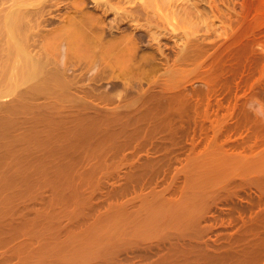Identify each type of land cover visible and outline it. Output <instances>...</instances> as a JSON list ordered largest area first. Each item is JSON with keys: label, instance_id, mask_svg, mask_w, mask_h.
<instances>
[{"label": "bare ground", "instance_id": "1", "mask_svg": "<svg viewBox=\"0 0 264 264\" xmlns=\"http://www.w3.org/2000/svg\"><path fill=\"white\" fill-rule=\"evenodd\" d=\"M91 1L99 8L112 4V0H103V4ZM138 1L136 6L155 15L162 30L171 27V36L180 44L172 67L165 68L172 74L159 80L156 75L152 85L149 80L151 86L139 90L137 100L132 96L133 104H128L131 95L128 101L121 99L127 104L106 97L116 104L110 110L99 106L106 101H101L103 93L98 98L79 88L82 95L78 96L72 93L74 84L66 86L68 82L62 80V89L60 83V87H52L51 91L60 89V94L72 87L66 96L73 94L81 105L76 102L77 109L72 104L66 109L69 115H61L62 119L55 113L48 117L39 113L38 118L32 115L34 119L26 121L43 123L44 129L53 131L59 125L54 119H64L59 126L68 131V136L62 132L67 141L69 136L71 141L78 140L71 135L73 130L97 128L101 122L96 127L91 124L97 125L99 117L107 118L103 127L116 126L118 131L102 127L111 140H105L103 130L104 138H99L109 141L108 145L80 155L82 158L76 156L75 162V153H70L73 147L67 152L71 159L66 155L72 142L56 143L54 136L62 135L58 128L55 142L48 131L52 140L40 138L39 125L34 135L25 127L32 133L29 138L23 129L25 134H21L26 136L14 138L16 142L28 139L14 142L13 147L24 142L27 147L23 146L24 152L19 151L22 155L17 154L19 158L12 164L0 167V264H264V0ZM126 2L124 5L133 1ZM85 3L80 0L76 7L71 5L82 46L100 55L92 57L93 62L103 64L127 54L128 63L133 68L138 64L140 70L138 40L123 34L104 40L97 30L98 16L94 20ZM118 5L116 13L123 12L119 8L123 3ZM112 9L115 12L116 7ZM17 13L10 10L0 20L7 52L15 54L14 61H7L10 75L17 70L19 78L30 80L43 79L45 74L37 86L42 87L41 82L58 85L55 69L45 72L41 60L27 57L17 38L22 29ZM10 75L8 71L12 82ZM148 76L144 78L148 80ZM151 87L161 90L149 94ZM153 103L155 113L149 110ZM53 120L56 125L48 126ZM78 143L74 144L77 148L73 145L75 151Z\"/></svg>", "mask_w": 264, "mask_h": 264}, {"label": "rangeland", "instance_id": "2", "mask_svg": "<svg viewBox=\"0 0 264 264\" xmlns=\"http://www.w3.org/2000/svg\"><path fill=\"white\" fill-rule=\"evenodd\" d=\"M77 1L79 3L80 0H0V20H4V18L6 17V16H4V14L5 15L8 14L10 10H17L18 13L20 14V16H18V17L16 16V17L20 18V21H21V23H20L21 27L20 28H22V29L19 30L20 33H19V36L17 38H20V40L23 42V45L25 46L24 49L27 53V57L31 58V59L35 58V60H37V61L41 60L39 62V64H41L42 62L45 64V66H41V67H45L44 68L45 72H48L47 69H49V72H50V69H52V71H53V69H55L53 71V73L55 74L56 77L59 76L58 78L60 79V80L58 79L60 82L58 81V85H56V86H55L56 82H53L54 84H52V86L50 83H49L50 86H47L48 84L46 82H43V84L41 82L42 87L44 84H46L43 87L44 89H45V87H47V88L51 87V88H49V91L51 93H49L47 91L48 90L47 88L45 90H43V88L41 86H39V85L37 86V84L40 83V80H42V81L44 80L45 74L44 75L41 74L44 77L43 79H41L42 77L39 74L38 76L41 77L40 79H39V77L38 78L36 77V79L34 78V79H30V80H22V78H19V77H21L20 72H18L17 70H13V74H11V75H13V79H12V82H10L11 81L10 79L12 77L10 79L7 78L8 71H9V75H10V73H12L11 69L9 70V68H10L9 67L10 66L9 61L11 60L10 58H13V61H14L15 54H11V53L9 54L7 52V46H6L7 45L6 44L7 39L4 36V34L0 35V120H1L0 121V131L2 132V133L0 132L1 133L0 134V146H2V147H0V157L2 156V158H4V157L6 158V159L0 158V160L2 159L0 161L1 162L0 167L2 164L4 169H5L6 163L12 164L13 159H14V161H16V158H19L20 154L22 152H24V150H23L25 147L24 145H26V147H27V144H26L27 139L30 137L29 135H31L32 133L34 135V130L36 132L39 129L38 133L41 137L38 136V138L40 137V138L44 139L46 137V140H52L55 138L56 141H58V142H56L57 144L60 143L61 140H62V142L60 144H63V143H65V141H67L66 139H64L65 137L63 135V133H65V131H67L66 128L62 129V127L59 126L61 124V122L64 120L63 119L61 121V119H62L61 117L65 116L64 114H66L68 111L70 112V110L66 111V109L69 107L71 108L72 104H74L72 108L77 107V109H78V106L81 105V102L76 97L78 100L77 101L76 98L73 97V94H71V93L70 94L73 97L72 99H75L76 101H71L72 99H70V96H71L70 94H69V97H67L69 91L73 90V89L70 90L72 87L71 88L69 87L70 89L65 90L66 92L68 91L67 94L63 92L64 90L62 91V94H60V91H59L60 89L59 90H53L54 92L51 91L52 87H53V89H55V87H60V85L62 86V87H60L62 89L63 88V85L61 83L62 81L68 82V83L63 82L66 86L71 84V83L74 84V85L71 84L75 88V91L72 93L76 92L78 96L82 95L79 93L80 92L78 90L79 88L82 89L81 91L86 90V91L91 92V94L93 96L95 94L100 96L98 98H101L102 93H103L102 98H104V99H102V100L100 99V100L101 101L106 100L105 103L107 102V104H109V105H106L103 102H102V104L103 105L105 104L104 106L102 104H99L98 103L99 99L97 98V96H96V98L98 100L96 101V103L99 104V106L101 105V108L103 107V110L104 109L110 110L111 107L113 108L116 105L115 104L116 101L119 100L118 102H116L118 104V103H120V101L122 102L123 100L128 99L130 97V95H131V98H130L131 102L129 99H128L129 101L128 100H126V101H128V104L129 103L133 104L138 98L139 90L142 92V90H143L142 88H144V90H146V88H148V85H150V83L152 85L151 81H153L154 78H157L156 75L159 76L158 77V80H159V78H161L160 76H162V78L164 77L163 79H165L168 77V74H170V72L167 73L168 72L167 69L172 67L171 64L176 57L175 54L177 53V51H179L178 49H179L180 44L178 45L179 42L174 37L173 32H172L173 36H171V34H170L171 33V30H170L171 27L169 29H166V27L169 25H167L165 28H163L164 30H162L161 29L162 28L161 23H160V21L157 20L155 15H153V14L151 15V13H149L148 10H144V12H143V9L141 10L142 7L138 8L139 4H138V7L136 6V4L139 2L138 0H135V1L132 0L134 3L133 2L131 3L130 0L129 1L126 0L127 2H130L131 4L127 3L125 0L124 1L123 0H120V1L116 0V2H115V0H112L113 2L111 1V3H112V4L110 3L111 5H113L114 3L116 5V3H117V5L119 4L118 5V7H119L123 3V6L121 5L122 7H119V8H122V9H124V11H127V12H124V11L121 12L122 11L121 10L120 12H118L119 14L116 13L117 11L120 10V9L118 10L117 6H115V5H113L112 7H111V5L107 6V5L103 4L104 3L103 0H100L101 3L103 4L101 7L106 6V8L95 7L94 3L91 0H89V1L85 0V2H86L85 6H87L86 11L87 12L90 11V13L92 15H94V17L92 16L94 18V20H95L96 16H98L96 18V20H98V19L100 20V21L98 20V22H97L98 24H100V26H99L100 28L97 27L98 29L97 28L96 29L101 33V36L104 40L110 39L113 35H114L113 37H115L116 35L120 36L122 34L125 38L128 37L130 39V37L133 36L132 38L135 37V39L138 40L136 42V44H137L136 50L138 49L136 54H137L138 59H136V61L140 60L141 62H139V64L140 63L141 64L139 66L143 65V67L140 68V70L137 69L138 64L136 63L137 67H135V65H134V68L137 71L134 70L133 63H131V62H130V64L128 63L131 60L128 59L130 57L126 58L127 56H129L127 54H124L125 56L122 55L123 58L125 57L123 60L119 59V58H122V56L119 58L116 56H113V59H112L113 62L111 61V59H107L110 62L104 61L105 63L103 62V64L100 62L99 63L93 62V59L100 57V55L94 54V53H92V51L90 52V51L84 49V47L81 44V39L78 38L79 35L77 37V34H78L77 33L78 29H76L77 23L75 22L76 20H74V19H78V18H76L77 14L75 15V12H74L75 11L74 7H76L75 4L77 3ZM117 1L121 2V3H118ZM125 2L127 3V5H124ZM71 4H73L75 6L72 7ZM132 5H134V6H132ZM130 6L131 7L136 6L134 9H136V8L137 9L134 10ZM110 7L111 8L116 7L115 12L113 9L111 10ZM107 8H110V9H107ZM128 9H129V11H128ZM132 9H133V12H131ZM139 9H140V11H139ZM71 10H72V12H71ZM101 10H103L102 12L104 15H102ZM108 10H110V11H108ZM12 12H14V11H12ZM12 12H10V13H12ZM104 12H106L107 14ZM147 12H148L147 15L150 14L149 16L146 15ZM18 13L16 15H18ZM120 13H122L123 16H121L122 14H120ZM124 14H129V15H124ZM117 15L118 16L120 15V18H118ZM150 16H152V17L154 16L155 19L157 20V22H155L154 17L151 18ZM2 17H3V19H2ZM92 17H90V18L93 19ZM1 22H3V21H0V23ZM94 22H96V21H94ZM102 27H103V29H102ZM159 27H160V29H159ZM0 28L3 29L2 25H0ZM157 30H158V32H157ZM166 30H167V32H168V30L170 32H168V34H167V32H165ZM166 35H168V36H166ZM135 39H134V42L136 41ZM174 41L175 42L177 41L178 43L177 42L175 43ZM177 45H178V47H177ZM164 54H165V56H164ZM9 55H10V57H9ZM11 55H13V56H11ZM106 56L107 55H105L103 57H105V59H106L107 58ZM92 57H94V58H92ZM108 58H110V57H108ZM114 59H117V61H119V62L116 61V63L114 64V62H115ZM127 59H128V61H127ZM95 60H97V59H95ZM89 61L92 63L89 64L88 63ZM98 61H100V60L98 59ZM121 61L123 64L121 63ZM107 62H109V63H107ZM133 62H135V61H133ZM43 63H42V65H44ZM108 64H109V66H108ZM129 65H131V66H129ZM166 67H167V69L165 70ZM56 70H58V71H56ZM58 72L60 73L59 75H58ZM41 73H43V70ZM147 75H149L148 80L145 79V78H147ZM169 78H171V77H169ZM149 80H150V83L148 84ZM59 83H60V85H59ZM34 85H36V87H37V88L35 87L36 89H34V87H33ZM38 87L41 89V90L39 89L41 92L38 90ZM154 87L155 86H153V88ZM159 87H156L157 90L155 88L156 91L151 87L149 94H151V92H152V94H155L157 91L159 92V90H161ZM30 89L31 90L34 89V93H33V91L30 93L29 92ZM152 89L154 91H152ZM35 90H38L37 94L35 93ZM42 90L45 91V93ZM55 92L60 95V98L56 97V96H58V94H56ZM141 92H139V93H141ZM52 93H53V98H51ZM54 93L56 94V96ZM32 94H35V95L32 96ZM48 94H50V96ZM63 95H65V96L67 95L66 97L64 96V100L61 99V98H63V97H61ZM132 96L135 97L136 100H134L135 98L133 99ZM106 97L114 100L115 102L113 103V101L112 100L110 101V99L107 100ZM121 99H123V100H121ZM108 101H110L111 104ZM132 101H134V102H132ZM153 101H155V100H153ZM74 102L75 103L78 102L80 104H78V103L75 104ZM123 102L125 103V101H123ZM155 103H157V102H155ZM77 104H78V106H75ZM125 104H127V102ZM112 105H114V106H112ZM105 106H108L109 108L108 107L106 108ZM152 106L153 107L155 106L154 103L151 105V109H149V110L152 111V113L153 112L155 113V111L157 109L152 108ZM149 107H150V105H149ZM62 110H64V112L65 111L66 112L64 113V112H62ZM72 110L74 111V109H72ZM158 110H160V109L158 108ZM75 112H76V109H75ZM39 113H40V117H43V116L48 117V114H54V113L56 116H58V117L60 116L61 119L60 118H59L60 120L58 119L59 122H58V120L54 119L55 122L59 124L58 126H56L54 128L55 129L58 128V129H56L58 131L62 130L61 132L59 131L62 134L61 137L60 136H54V135H58V133H59L55 129L53 131L51 129H49V127H47V129H49V130L44 129V126H42L43 123L42 124L40 123V125H39V123L37 125H35L34 123H30L29 121H26V120H29V118H30V120H33L34 119L33 117L38 118ZM56 113H58V114L61 113V114L58 115ZM71 113L75 114L73 112H71ZM71 113H70V115H72ZM32 115H33V117H32ZM66 115H69V114H66ZM1 116H2V118H1ZM51 116L53 117V115H51ZM51 116L49 115V119L52 118ZM56 116H55V118H56ZM3 117H4V119H3ZM104 118H106V117H103V119H102V117H99V119H101V120L97 119V121H96L97 125L91 124L92 126L96 127L99 124L98 122H101L99 124V126L97 127L98 129L97 128L94 129V127L89 128L90 130L93 129L94 131H97V132H95L96 134L92 130L90 131L88 129L86 131L87 128L85 129V131L88 134H89V131L91 132L90 135H92L91 136L92 138L90 136H88V134L86 135L85 131H83L84 128L79 129V130H73V133H71V135L73 134L75 139H78V140L77 141L73 140L74 139V137H73L72 138L73 141H71L70 138L72 136H69L68 141L72 142V144H71L72 146L67 145L66 153L74 150V152H70L71 155L73 153L76 154L78 152H80V154L79 153L76 155L73 154V156H75V157H72L70 155V153H69V155L67 153L66 155L70 156V159L72 157V161H74V162L76 161V156H78L79 158H82V156L85 153L88 154V152L90 153L93 150L94 151H96L97 149L99 150L102 148V146L105 147L106 145H108L107 143H109V141L108 142L106 141L107 142L106 143L105 140H107V139L111 140V138H108V136H107L109 134V132H105L108 130L107 127H103V126H105L104 123L106 121V120H104ZM2 119L4 122H2ZM5 120H6V122H5ZM54 120L50 121L51 125L49 123L48 126L56 125V124H54ZM27 122H29V123L26 124ZM52 122H53V124H52ZM18 123H19V126H15V125H18ZM21 124H22V126H21ZM23 124L24 125L26 124L27 126L26 125L23 126ZM102 124H103V126H102ZM33 125L35 126V128ZM6 126H7V128H6ZM20 126L22 128H20ZM28 126H29L28 129L31 130V132L33 131L31 134L27 133L28 131L26 130V128ZM37 126L39 128H37V130H36ZM40 126H42L41 129L43 132L45 130L44 133H46V131H48L49 136L52 135V137H51L52 139H50V137L47 135V133L45 134L47 136L43 135V132L41 131ZM59 127H61V128L59 129ZM102 127L104 128L105 131L103 130ZM115 127L110 128L108 131H110V132L118 131V127H116V128ZM19 128H20V130H19ZM22 129L25 130L28 138L25 137L26 138L25 140L24 139H22V140L18 139L19 141H26V142H24L25 143L24 145H23V143L22 144L18 143V145H17L18 148L15 147L16 145H14V147H15L14 148L13 143L16 142V140H17L14 138L15 137L17 138L18 135L23 136L25 134ZM63 130H64V132H63ZM102 130H103V133L101 132ZM55 131L58 133H56ZM77 131L78 132L82 131V133L84 135L81 133L82 134L81 136H85L87 138L84 137V139L82 140V137L78 136ZM21 132H23L24 134L23 133L21 134ZM99 132H100V134L102 133L103 135L105 133H107V135L106 134L104 135L105 138L107 137L104 141H103V139L99 138V137L104 138V136H102V134L101 135L99 134L100 136L98 135ZM29 133H30V131H29ZM66 133L68 134V131ZM66 133H65V135H66ZM19 136H18V138H19ZM24 136H26V135H24ZM53 136H54V138H53ZM66 136H68V135H66ZM34 138H35V136H34ZM55 139L53 140L54 142H55ZM79 140H82V143L79 142ZM101 140L104 143H102ZM19 141H17V142H19ZM88 141L89 142L92 141L91 143L93 144V146L91 145V143H88ZM98 141H100V142H98ZM74 142H76V144L79 142L78 144H80V145H78L79 151H77L78 149H76L77 152L75 151V147L77 148V146H75L76 144ZM83 143L85 145H83ZM96 143L100 144L101 147H100V145H98ZM89 144H90L91 148H90ZM104 144H105V146H104ZM72 147L74 149L70 150V148H72ZM81 147H82V150L84 149L83 151L81 150ZM12 148H14V150L16 149L15 150L16 154H14L15 152L13 151ZM19 148H21V149H19ZM6 149L8 152L6 151ZM9 151L10 152L13 151V154H12V152L10 154ZM19 151H22V152L20 153ZM17 154L19 156H16ZM4 155H7V156H4ZM80 155H82V156L80 157ZM11 156H13V157H11ZM67 156H65V157L67 158ZM66 158H65V160L69 161ZM74 158H75V160H73ZM79 158H77V159H79ZM9 159H10V162H9ZM3 160H4V162H2ZM2 168H0V170H2Z\"/></svg>", "mask_w": 264, "mask_h": 264}]
</instances>
